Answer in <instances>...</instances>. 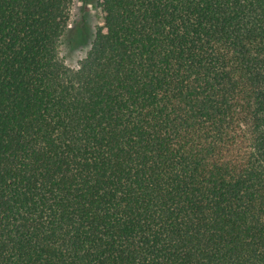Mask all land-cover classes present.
<instances>
[{"label":"trees","instance_id":"1","mask_svg":"<svg viewBox=\"0 0 264 264\" xmlns=\"http://www.w3.org/2000/svg\"><path fill=\"white\" fill-rule=\"evenodd\" d=\"M0 0V264H264V0Z\"/></svg>","mask_w":264,"mask_h":264},{"label":"rangeland","instance_id":"2","mask_svg":"<svg viewBox=\"0 0 264 264\" xmlns=\"http://www.w3.org/2000/svg\"><path fill=\"white\" fill-rule=\"evenodd\" d=\"M103 24L100 10L91 5L83 6L81 0H76L70 15L72 32L65 39L64 53L68 63L75 66L89 50L96 28Z\"/></svg>","mask_w":264,"mask_h":264}]
</instances>
